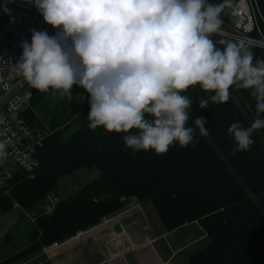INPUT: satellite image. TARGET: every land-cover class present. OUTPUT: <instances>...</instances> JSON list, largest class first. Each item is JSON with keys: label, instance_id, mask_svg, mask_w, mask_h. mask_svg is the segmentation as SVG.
Listing matches in <instances>:
<instances>
[{"label": "clouds", "instance_id": "9594fccd", "mask_svg": "<svg viewBox=\"0 0 264 264\" xmlns=\"http://www.w3.org/2000/svg\"><path fill=\"white\" fill-rule=\"evenodd\" d=\"M43 21L58 29L49 36L31 31L13 64L17 75L42 93L71 99L73 85L89 95L87 119L93 130L123 133L133 152L165 154L170 146L188 147L209 135L206 120L195 116L185 94L199 86L209 102H227L230 89H245L255 101V118L245 127L233 122L227 134L233 154L247 152L254 133L264 130V37L213 40L221 12L232 0H27ZM135 130V131H130ZM0 140V160L6 156Z\"/></svg>", "mask_w": 264, "mask_h": 264}, {"label": "trees", "instance_id": "16d2710c", "mask_svg": "<svg viewBox=\"0 0 264 264\" xmlns=\"http://www.w3.org/2000/svg\"><path fill=\"white\" fill-rule=\"evenodd\" d=\"M256 2L264 21V0ZM252 52L254 58L264 59V50L253 48ZM78 89L82 98L75 104V122L79 126L66 134L68 128L62 126L70 119V110L63 100L54 112H45L51 134L38 151L39 169L0 202V215L13 204L31 208L60 178L79 170L96 169L100 176L58 202L49 215L35 220L32 239L38 243L25 254L93 228L134 199L151 203L167 231L194 222L200 226L209 245L190 256L188 264H264V130L254 133L249 151L235 154L227 134L233 122L247 127L255 118V101L248 90L230 89L227 102H209L200 109L198 102L208 94L199 86L189 88L183 93L193 102L188 124L194 127L195 116L203 117L209 135L197 133L192 145H173L158 155L125 148L123 133L91 129L89 95L82 87ZM51 93L34 91L32 107L41 105Z\"/></svg>", "mask_w": 264, "mask_h": 264}, {"label": "crops", "instance_id": "0c3cea01", "mask_svg": "<svg viewBox=\"0 0 264 264\" xmlns=\"http://www.w3.org/2000/svg\"><path fill=\"white\" fill-rule=\"evenodd\" d=\"M99 176L96 169L79 170L60 178L55 188L31 208L13 204L0 215V264H188L190 256L209 245L197 223L167 231L151 203L130 199L93 228L25 254L38 243L32 239L35 220L49 215L58 202ZM21 223L29 224V228L18 231Z\"/></svg>", "mask_w": 264, "mask_h": 264}, {"label": "built area", "instance_id": "2783aa9c", "mask_svg": "<svg viewBox=\"0 0 264 264\" xmlns=\"http://www.w3.org/2000/svg\"><path fill=\"white\" fill-rule=\"evenodd\" d=\"M221 18V30L212 35L213 40L264 37V21L256 0H232V7H225ZM32 30L45 31L49 36L58 31L46 24L27 0H3L0 5V140L6 141L7 147L6 156L0 160V201L9 198L22 180L33 178L40 166L38 151L51 134L41 128L34 114L31 102L36 89L17 75L13 65L22 54L21 43L31 41ZM31 115L34 117L29 120Z\"/></svg>", "mask_w": 264, "mask_h": 264}, {"label": "rangeland", "instance_id": "374dc122", "mask_svg": "<svg viewBox=\"0 0 264 264\" xmlns=\"http://www.w3.org/2000/svg\"><path fill=\"white\" fill-rule=\"evenodd\" d=\"M71 92H72L71 99H69L67 96H61L58 92L57 93L53 92L49 96H47V98L43 101L41 105L34 108V114L42 129L50 131L49 119H47L45 112L48 111L54 112L57 109V107H59L58 103L60 100H63L70 110V119L62 126L68 128L66 134L72 132L79 126V123L75 122V119L77 118L78 115V109L75 108V104L77 106L78 104L81 103L82 94L81 91L78 89V86L76 85H73ZM1 223L5 225L7 224L6 222L3 221H1ZM20 226L21 227L20 229H18V231L20 230L25 231L29 228V224L26 223H21Z\"/></svg>", "mask_w": 264, "mask_h": 264}, {"label": "water", "instance_id": "95a60500", "mask_svg": "<svg viewBox=\"0 0 264 264\" xmlns=\"http://www.w3.org/2000/svg\"><path fill=\"white\" fill-rule=\"evenodd\" d=\"M6 21V18L3 20V22H2V24H1V26L4 24V22Z\"/></svg>", "mask_w": 264, "mask_h": 264}]
</instances>
